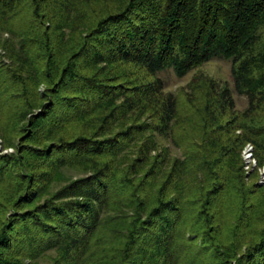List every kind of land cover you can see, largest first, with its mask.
<instances>
[{"label": "trees", "instance_id": "obj_1", "mask_svg": "<svg viewBox=\"0 0 264 264\" xmlns=\"http://www.w3.org/2000/svg\"><path fill=\"white\" fill-rule=\"evenodd\" d=\"M0 46V264H264V0H0Z\"/></svg>", "mask_w": 264, "mask_h": 264}, {"label": "rangeland", "instance_id": "obj_2", "mask_svg": "<svg viewBox=\"0 0 264 264\" xmlns=\"http://www.w3.org/2000/svg\"><path fill=\"white\" fill-rule=\"evenodd\" d=\"M8 37H9V33H4L3 38L5 39ZM9 63H10V59L6 55V50L2 46H0V64L4 65V64H9ZM201 70H202V72L208 74L210 77L215 78L218 82H220V84H227L229 87H231V88L233 87V80H232V76H231V64H230L229 60L219 59V58L213 59V60L209 61L208 63H206L201 68ZM193 74H194V72H191L188 75L180 78L175 74L173 69H168L166 71L161 72L159 74V76H160V78H162L164 80L165 91L178 94L182 88H184L188 85V83L192 79ZM40 90L42 92H44V86H41ZM234 97L236 100V108L238 110H242L247 106L248 102H247V98L245 96H240L234 92ZM159 139H162V137L159 136ZM160 142L164 145H167L170 148L173 156H182L181 148L171 144V142L168 139L160 140ZM244 148H245V146L242 149L241 157L243 160V167H244V171L246 174V179L249 182L256 180L259 184H264V170H263L264 165L263 166L259 165L258 158L256 157V154L254 151V156L257 159L258 164L253 169L251 168L249 170H246V161L244 159V153H243ZM14 152H15L14 147H7L6 148L3 146L2 138L0 137V154L14 153ZM262 170H263V173H262ZM255 171L258 172V175H257L256 179H253L252 175L254 174ZM79 174L80 173L78 171L71 170L69 175L77 177Z\"/></svg>", "mask_w": 264, "mask_h": 264}, {"label": "built area", "instance_id": "obj_3", "mask_svg": "<svg viewBox=\"0 0 264 264\" xmlns=\"http://www.w3.org/2000/svg\"><path fill=\"white\" fill-rule=\"evenodd\" d=\"M254 151H255V145L251 142H248L243 150L244 159L246 161V170H249L251 168L253 169L258 164L257 159L254 156Z\"/></svg>", "mask_w": 264, "mask_h": 264}]
</instances>
